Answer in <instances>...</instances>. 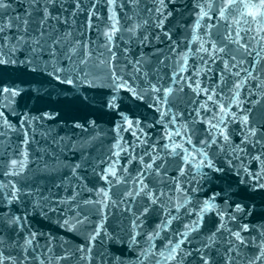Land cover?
<instances>
[{
	"label": "snow or ice",
	"instance_id": "6c2138e0",
	"mask_svg": "<svg viewBox=\"0 0 264 264\" xmlns=\"http://www.w3.org/2000/svg\"><path fill=\"white\" fill-rule=\"evenodd\" d=\"M262 64L264 0H0V264H264Z\"/></svg>",
	"mask_w": 264,
	"mask_h": 264
},
{
	"label": "water",
	"instance_id": "95a60500",
	"mask_svg": "<svg viewBox=\"0 0 264 264\" xmlns=\"http://www.w3.org/2000/svg\"><path fill=\"white\" fill-rule=\"evenodd\" d=\"M17 11H20V9L17 8ZM261 67L264 68V64H262ZM0 179H2V177H0ZM30 223L34 225L36 230L43 231L45 233H51L56 237H61L70 244L78 242V238L76 236L62 228H59L54 222L42 220L40 217H35L34 219H30Z\"/></svg>",
	"mask_w": 264,
	"mask_h": 264
}]
</instances>
